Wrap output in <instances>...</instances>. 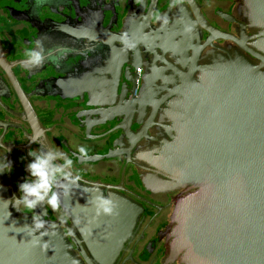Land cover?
I'll use <instances>...</instances> for the list:
<instances>
[{
	"label": "flooded vegetation",
	"instance_id": "obj_1",
	"mask_svg": "<svg viewBox=\"0 0 264 264\" xmlns=\"http://www.w3.org/2000/svg\"><path fill=\"white\" fill-rule=\"evenodd\" d=\"M262 31L249 0H0V164L11 163L3 171L11 210L31 226L39 215L41 231H59L83 264H183L172 255L173 215L194 190L169 188L154 159L175 141L190 86L211 66L261 64ZM28 50L41 66L22 63ZM81 146L90 159H79ZM30 149L73 159L81 179L66 195L54 189L58 210L14 201ZM84 190L127 202L123 218L80 217ZM117 241L97 260L91 245Z\"/></svg>",
	"mask_w": 264,
	"mask_h": 264
},
{
	"label": "water",
	"instance_id": "obj_2",
	"mask_svg": "<svg viewBox=\"0 0 264 264\" xmlns=\"http://www.w3.org/2000/svg\"><path fill=\"white\" fill-rule=\"evenodd\" d=\"M249 6L264 36V0H249ZM261 45L264 51V40ZM210 69L190 86L175 141L153 162L170 176L169 188L194 190L175 209L172 255L181 254L183 264H264V59L255 66L236 58ZM82 193L80 217L96 224L109 219L97 215L101 195ZM110 200V218L119 221L128 204L118 196ZM31 231L27 218L11 210L0 171V264H83L59 231L30 237ZM121 245L91 247L101 262Z\"/></svg>",
	"mask_w": 264,
	"mask_h": 264
},
{
	"label": "clouds",
	"instance_id": "obj_3",
	"mask_svg": "<svg viewBox=\"0 0 264 264\" xmlns=\"http://www.w3.org/2000/svg\"><path fill=\"white\" fill-rule=\"evenodd\" d=\"M40 44L37 42L36 48ZM66 50H62L59 56L62 57ZM53 63H57L58 58H54ZM25 66L38 67L43 64L41 54L36 50H28L25 53V58L22 61ZM79 159H90L88 150L81 146L77 149ZM28 156L31 160L27 163L25 171L29 174L23 183L19 185V199H14L19 204L21 209L25 211H34L38 206L47 204L51 209L58 210L60 208V193L54 190L57 187L64 189V194H67L69 186L76 185L81 179L80 175H73V159L67 156L66 153L55 149L50 150H29ZM55 161H60L59 164ZM11 163L0 171H10ZM67 169V171H66ZM95 190V189H94ZM97 215L104 214L112 216L115 214V207L110 199L104 197L96 198ZM33 225L31 226L30 237L39 234L40 237L48 235L45 229V222L39 215L32 216ZM24 227H28L25 225ZM39 243V240L36 241Z\"/></svg>",
	"mask_w": 264,
	"mask_h": 264
}]
</instances>
